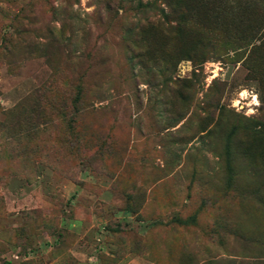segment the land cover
Listing matches in <instances>:
<instances>
[{
  "label": "rangeland",
  "instance_id": "obj_1",
  "mask_svg": "<svg viewBox=\"0 0 264 264\" xmlns=\"http://www.w3.org/2000/svg\"><path fill=\"white\" fill-rule=\"evenodd\" d=\"M247 2L226 46L176 63L161 0H0V264H264V0Z\"/></svg>",
  "mask_w": 264,
  "mask_h": 264
},
{
  "label": "trees",
  "instance_id": "obj_2",
  "mask_svg": "<svg viewBox=\"0 0 264 264\" xmlns=\"http://www.w3.org/2000/svg\"><path fill=\"white\" fill-rule=\"evenodd\" d=\"M172 17V43L176 47V63L182 60H195L197 51L206 45H211L212 40L217 41L220 47L227 45L226 41L219 39V34L226 30L224 19H236L241 15L243 0H161ZM249 2L253 0H247ZM247 2V3H249ZM106 7H108L106 5ZM170 17V18H171ZM233 26V24L231 25ZM150 28L154 26L150 25ZM230 27V25H229ZM131 31V30H130ZM129 31V32H130ZM147 32L139 29L138 32L129 34L133 44H144L140 49L128 47V51L138 63L145 68L155 57L148 56L151 42L145 38ZM175 59V58H174ZM160 61H169L171 67L175 65L171 60L162 56Z\"/></svg>",
  "mask_w": 264,
  "mask_h": 264
}]
</instances>
